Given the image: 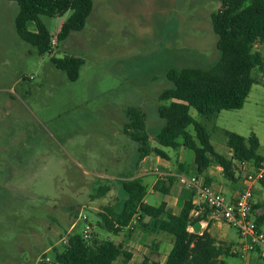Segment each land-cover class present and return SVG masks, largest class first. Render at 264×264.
Returning a JSON list of instances; mask_svg holds the SVG:
<instances>
[{
	"label": "rangeland",
	"instance_id": "374dc122",
	"mask_svg": "<svg viewBox=\"0 0 264 264\" xmlns=\"http://www.w3.org/2000/svg\"><path fill=\"white\" fill-rule=\"evenodd\" d=\"M93 3L85 28L64 41L57 35L71 12L42 16L53 40L51 53L41 55L16 32L17 2L0 0V264L55 263L70 237L83 236L82 215L95 228L92 239L106 240L98 218L105 209L120 207L121 180L137 172L138 144L124 131L128 109H140L148 134L155 136L165 126L158 110L164 104L160 95L172 86L169 70L209 69L220 58L211 15L221 9V0ZM255 50L264 58V44L257 43ZM66 56L85 62L77 81L51 61ZM253 76L257 83L243 109L223 111L212 120L191 109L222 155L226 132H232L246 138L255 134L264 158V66ZM150 144L176 166L179 149L160 147L156 140ZM153 181V176L145 179L147 185ZM259 187L264 212V188ZM147 200L152 206L161 203L154 194ZM256 218L252 212L251 219ZM261 229L264 234V224ZM223 236L240 243L238 231L226 224ZM225 260L247 264L240 257Z\"/></svg>",
	"mask_w": 264,
	"mask_h": 264
},
{
	"label": "trees",
	"instance_id": "16d2710c",
	"mask_svg": "<svg viewBox=\"0 0 264 264\" xmlns=\"http://www.w3.org/2000/svg\"><path fill=\"white\" fill-rule=\"evenodd\" d=\"M20 11L15 20L19 37L37 48L41 55L51 53L53 37L42 22L41 17H63L71 15L63 22L57 35L58 41L66 40L71 33L82 31L93 12V0H12ZM221 9L211 15L213 30L218 36L219 60L209 69L197 67L171 68L167 78L172 86L159 97V116L165 121L164 128L155 135L160 147L178 150L181 147L195 154L198 173L201 174L211 164V158L223 168L224 175L234 177V160L253 161L260 164L264 158L259 155V138L253 134L249 138L226 132L227 145L233 159L215 152L210 134L201 122L190 114L197 113L212 120L223 111L243 109L253 86L257 83L253 72L264 66L263 55L255 50L257 43L264 44V0H221ZM34 26L35 31L30 27ZM54 66L67 74L70 81H77L84 60L66 56L52 58ZM264 84V82H263ZM128 123L125 134L138 144L140 158L155 154L163 159L168 155L161 148H153L146 130V115L138 108L127 111ZM193 127L194 135L188 128ZM182 142H180L181 140ZM173 182V179H171ZM159 182L155 191L165 195L170 189ZM124 193L119 209H105L100 229L117 234L127 228L134 216L139 215V223L150 218L144 228L150 233L164 232L174 237V245L166 264H226L223 259L233 256L231 247L219 243L207 231L195 234L189 227L202 221L193 219L194 205L184 204L179 215H174L163 203L160 207L144 203L147 187L139 178L121 180ZM264 223V215L258 219ZM118 226V227H116ZM94 237L92 245H87L83 236L70 237L67 247L55 254L53 264H128L129 253L122 244L110 240L98 241ZM142 264H159L146 258Z\"/></svg>",
	"mask_w": 264,
	"mask_h": 264
},
{
	"label": "crops",
	"instance_id": "0c3cea01",
	"mask_svg": "<svg viewBox=\"0 0 264 264\" xmlns=\"http://www.w3.org/2000/svg\"><path fill=\"white\" fill-rule=\"evenodd\" d=\"M190 114L192 115L191 110H190ZM192 117L196 119L193 115ZM188 131L192 135H194L193 127H189ZM151 140H156L155 136H150V142ZM180 142H182V140ZM153 148H159V147H153ZM179 150L181 151V154L177 160L176 166L170 165L171 157L166 152L165 153L168 155L167 159H163L155 154H151L142 159L140 158V155L138 157V161L136 164L137 172L136 174H134L129 178L141 179L143 184L147 187V195L154 194V196H158L161 203L158 206H153V207H159L163 203H165L166 208L169 211H171L174 215H179L186 202L191 201L194 205V202H196L197 200V195L195 191L188 189L186 185L180 181V177L183 176L184 177L194 176V175L198 176L202 182H204L208 186L213 187L216 191L222 193L229 200L236 199L238 194L246 187V184L244 183L242 177H240L235 171H234V177L232 179L227 178L224 175L223 168L217 164L215 159L212 158L209 167L206 168L203 173L199 174L197 164L195 162L194 152L192 151L193 155L190 156L186 154V150L189 149L181 147L179 148ZM225 151H226L225 154L222 155L215 150L217 154L222 155L229 160H232L233 153L231 149H229L228 145ZM154 156H156V158ZM150 176L154 177V181L150 185H147L145 183V179ZM171 179H173V182L171 181ZM159 182H164L162 186L170 189V193L168 195L155 191L154 187ZM260 185L261 187L264 188V183L256 186L254 207H253V213L257 215L256 218L257 220L264 215L263 206L260 201L261 191H262L261 188L259 187ZM147 195L144 199V203L149 206H152L147 200ZM105 213L106 212L102 214ZM101 215L98 218L100 222L102 221ZM201 217H202V221H201L202 232L207 230L212 235V237L215 238L219 243H224L230 246L231 248L235 246L225 240L223 236L224 224L216 221L214 222L210 218L208 213H202ZM149 221L150 218L146 217L143 220L141 227L139 226L136 227L137 226L136 225L130 228L128 226L127 228L122 229L120 232H118L115 235L106 232L107 234L106 240L113 241L116 244H122L124 248L129 253H131L132 257L131 260L128 262V264H142L146 258H149L152 261H157L159 264H166L168 260V255L174 245V237L172 236L173 237L172 238L170 236H167L164 232H157V233L148 232L144 228V226H146L149 223ZM89 223L92 225V221L89 220ZM74 227L75 226H72V228ZM94 232H95V228H94ZM235 257L237 256L235 255ZM225 258L223 259L225 260ZM258 260H259L258 257L253 256L251 264H257Z\"/></svg>",
	"mask_w": 264,
	"mask_h": 264
},
{
	"label": "built area",
	"instance_id": "2783aa9c",
	"mask_svg": "<svg viewBox=\"0 0 264 264\" xmlns=\"http://www.w3.org/2000/svg\"><path fill=\"white\" fill-rule=\"evenodd\" d=\"M234 171L242 177L246 184V187L234 200H229L213 187L206 185L196 175L180 177V181L188 189L195 191L197 195L192 218L195 219L202 213H208L212 220L235 228L240 235L241 242L231 248V253L245 260L247 264H251L255 253L258 258L264 259V234L258 220L251 219L255 188L264 183V161L256 164L253 161L234 160ZM139 219V215L134 216L129 227L136 226ZM81 221L85 223L83 239L87 245H92L94 228L86 215L81 216ZM189 230L192 231V226L189 227Z\"/></svg>",
	"mask_w": 264,
	"mask_h": 264
},
{
	"label": "water",
	"instance_id": "95a60500",
	"mask_svg": "<svg viewBox=\"0 0 264 264\" xmlns=\"http://www.w3.org/2000/svg\"><path fill=\"white\" fill-rule=\"evenodd\" d=\"M193 233L201 234L202 232V224L201 222H197L192 226Z\"/></svg>",
	"mask_w": 264,
	"mask_h": 264
}]
</instances>
